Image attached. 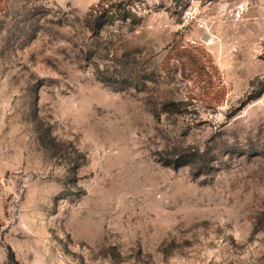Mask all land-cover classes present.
<instances>
[{
	"label": "rangeland",
	"instance_id": "374dc122",
	"mask_svg": "<svg viewBox=\"0 0 264 264\" xmlns=\"http://www.w3.org/2000/svg\"><path fill=\"white\" fill-rule=\"evenodd\" d=\"M99 1L0 0V264H264V0Z\"/></svg>",
	"mask_w": 264,
	"mask_h": 264
},
{
	"label": "trees",
	"instance_id": "16d2710c",
	"mask_svg": "<svg viewBox=\"0 0 264 264\" xmlns=\"http://www.w3.org/2000/svg\"><path fill=\"white\" fill-rule=\"evenodd\" d=\"M134 13L132 8H125L120 3H108V0H100L91 7L88 17V25L91 30L100 32L105 26L113 24L116 20L128 22ZM11 262L14 263V256L11 254Z\"/></svg>",
	"mask_w": 264,
	"mask_h": 264
},
{
	"label": "built area",
	"instance_id": "2783aa9c",
	"mask_svg": "<svg viewBox=\"0 0 264 264\" xmlns=\"http://www.w3.org/2000/svg\"><path fill=\"white\" fill-rule=\"evenodd\" d=\"M183 17L186 21H192L194 18H195V15H194V11L193 9L190 7L189 9H187L184 14H183ZM204 26V24H203Z\"/></svg>",
	"mask_w": 264,
	"mask_h": 264
},
{
	"label": "water",
	"instance_id": "95a60500",
	"mask_svg": "<svg viewBox=\"0 0 264 264\" xmlns=\"http://www.w3.org/2000/svg\"><path fill=\"white\" fill-rule=\"evenodd\" d=\"M204 39H207L208 40L209 39V34L205 33L204 34Z\"/></svg>",
	"mask_w": 264,
	"mask_h": 264
},
{
	"label": "crops",
	"instance_id": "0c3cea01",
	"mask_svg": "<svg viewBox=\"0 0 264 264\" xmlns=\"http://www.w3.org/2000/svg\"><path fill=\"white\" fill-rule=\"evenodd\" d=\"M226 4H227V6L229 7V0H227Z\"/></svg>",
	"mask_w": 264,
	"mask_h": 264
},
{
	"label": "bare ground",
	"instance_id": "6f19581e",
	"mask_svg": "<svg viewBox=\"0 0 264 264\" xmlns=\"http://www.w3.org/2000/svg\"><path fill=\"white\" fill-rule=\"evenodd\" d=\"M210 40L213 42L214 38H210Z\"/></svg>",
	"mask_w": 264,
	"mask_h": 264
}]
</instances>
